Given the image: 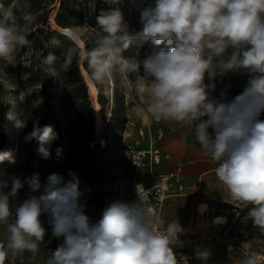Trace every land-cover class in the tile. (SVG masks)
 Instances as JSON below:
<instances>
[{
  "label": "clouds",
  "instance_id": "clouds-1",
  "mask_svg": "<svg viewBox=\"0 0 264 264\" xmlns=\"http://www.w3.org/2000/svg\"><path fill=\"white\" fill-rule=\"evenodd\" d=\"M30 8V0H13L2 12L0 60L11 64L16 51L29 44L26 30L36 20ZM96 21L95 45L80 53L90 79L104 84L119 77L129 91L147 98L137 111L194 125L197 141L217 163V179L233 202L251 206L248 217L264 235V0H154L142 9L143 27L135 34L119 7L101 11ZM59 45L55 37L49 40L50 48ZM133 45L137 54L145 45L151 51L142 60L126 57ZM72 54L67 50L65 60ZM57 59L52 51L41 56V70L55 76ZM230 73L247 76L242 92L228 99L225 89L219 98L213 97L218 79ZM7 118L17 133L32 120L24 142L36 140L41 158L52 157L51 146L59 138L52 126L41 127L28 111L9 112ZM55 152L61 159L63 149ZM5 160L17 162L12 151L0 150V163ZM69 176L65 181L52 173L43 183L39 173L0 178V224L7 233L6 242H0V264L10 256L39 251L46 235L41 220L45 214L52 236L63 238L46 264H178L174 246L182 229L176 221L158 230L162 222L141 198L114 202L93 220L82 202L79 178L73 172ZM25 185L39 195L16 206L9 222L10 197ZM206 209L207 205L199 206L201 212ZM196 255L207 261L211 253L204 249ZM239 264H258L257 257L246 255Z\"/></svg>",
  "mask_w": 264,
  "mask_h": 264
},
{
  "label": "rangeland",
  "instance_id": "rangeland-1",
  "mask_svg": "<svg viewBox=\"0 0 264 264\" xmlns=\"http://www.w3.org/2000/svg\"><path fill=\"white\" fill-rule=\"evenodd\" d=\"M42 1L44 0H30V10L33 11L35 16H37L38 11L34 9L38 4L42 3ZM95 1H98L96 2L98 3V10H95ZM12 2L13 0H0V19H2V12L12 4ZM58 5L59 0H53L46 14L45 25H42L41 21H39L36 25L37 28L54 30L58 34L59 32L66 33L81 49L84 45V40L88 42L90 50L95 45L96 32L99 31L96 17L101 11H109L119 7L125 15L130 33L135 34L141 31L143 27L141 22L142 9L154 5V0L137 1L135 18L131 24L129 23V18L132 17L131 0H117L115 3L113 0H83L76 4V9L78 10L77 17L69 18V22L72 25V28H66L69 29V32L61 30V28L54 23L56 13L53 12V10L58 8ZM87 18L95 21L96 24L91 26L90 23L86 22ZM20 23L22 24L23 22L21 21ZM133 27L134 30L131 29ZM33 30L34 27L30 26L26 32L28 34ZM63 37L64 36L56 39L60 44L63 42L69 44V39ZM51 38L52 36L47 39L38 36L39 43L35 44H41L40 49L37 45L36 48L32 47V45H28L22 51L18 49L11 64L4 60H0V131L3 132L5 137V145L2 150L12 151L17 158L15 164L7 160L0 163V178H6L9 175H17L21 177V179H24L32 176L34 173H39L40 180L43 183L47 176L52 173H58L67 181L70 179L68 175L70 172L69 166L73 168L78 162L82 164L83 160H86L84 161L86 170L90 166H93L95 176L98 179L104 180V182L108 181V183L102 182V184L98 186L93 181L88 180L86 184L91 187V189L87 188L84 195L91 196L92 193L101 190L105 204L110 206L116 201L117 194L114 188V186H116V182L114 181L115 177L122 171L127 177L129 171V162L118 156V140L121 139L122 134L125 136L124 138L126 140L130 139L129 136L131 134L133 135L131 139H134V130L137 127H143V120H148L147 122H149L152 131L156 125H161L163 119L153 116L146 110L144 112L137 111L136 108L138 105L144 106L147 104V98L136 96L133 92L129 91L127 83L123 79L116 77V82L112 79L106 81L104 84H97L96 82L94 84L88 73L81 66L83 59L80 56L78 61L79 72L82 78L87 82L90 92L93 94L92 104L95 109L94 133L96 139H99V145L97 147L94 148L92 144L89 143L88 150L83 149L77 138H75L79 126L76 119H74L75 113L73 110H69L71 102L70 86H66L62 77L59 75V71H61L63 66L60 65V69L55 68L56 75L52 76L54 78L53 85H55L49 90L51 91V96L46 97V95H44V98L48 99L47 101L39 103L38 97L32 96L29 93L30 90L40 87L38 82L26 79L29 74V69L40 54L42 46H46ZM69 47L65 50H69ZM150 51L151 46L145 45L137 54V49L133 45L124 55L126 57H135L138 60H142ZM81 52L83 51L81 50L80 53ZM142 72L143 69L141 68V73ZM236 74L237 73H230L228 76L224 77L222 81L218 79L216 90L212 93V96L219 98L221 91L226 89L227 82ZM131 78L132 77H129V79ZM114 86H116L115 92ZM37 95L39 96V94ZM114 96L115 103L113 101ZM98 99L104 107V119L101 117ZM50 108L53 110L51 113L53 116L52 120L61 121L60 130L62 134L65 135V139L60 146V148L63 149V154L62 158L59 160H57L53 154L48 160L42 159L38 153L40 145L36 140L24 142L23 136L32 129V120H29L28 126L23 132L17 133L13 126V122L7 118L9 112L19 113L21 111H28L32 113L34 118L39 119V124H42ZM112 109H115L116 116H120L123 119L122 124L118 127L115 126L116 117L112 116L110 119ZM68 117L75 120L71 125L67 123ZM261 119H264V115L261 116ZM130 123H133V125L135 124V128L131 126ZM120 160L121 165H119ZM9 190L10 189H6V191ZM30 195H39V192H32L29 186L25 185L24 188L19 190L16 197H10L9 202L13 208V216L10 217L9 222L14 219V208ZM125 200L126 202L133 201L128 193L125 194ZM163 205L160 211L161 222L165 223L173 219H177L179 222H187L191 215H195L194 208L197 203L188 201L186 197H178L169 202H165ZM223 207L230 210V224L228 228L220 233L222 237L221 245L211 252L212 264L239 263L246 255L250 256L253 254L256 255L258 264H264V235H261L259 229L254 227L252 220L248 217L251 206L244 208L243 205L226 204ZM86 212L94 220L95 216L88 208H86ZM41 220L46 229V235L44 237V243L40 246L39 251L35 255L24 252L15 257L10 256L5 264H46L48 256L63 242V238L56 239L52 236V227L48 222L49 217L47 214L43 215ZM6 239V226L0 224V242H6Z\"/></svg>",
  "mask_w": 264,
  "mask_h": 264
},
{
  "label": "trees",
  "instance_id": "trees-1",
  "mask_svg": "<svg viewBox=\"0 0 264 264\" xmlns=\"http://www.w3.org/2000/svg\"><path fill=\"white\" fill-rule=\"evenodd\" d=\"M83 0H59V5L58 8H55L53 12L56 13L55 18H54V23L61 28V30L66 29L67 27L72 28V25L69 22L70 17H77L78 10L76 9V4L80 3ZM137 1L138 0H131V13L132 17L129 18V23L131 24L133 19L135 18V12L137 9ZM53 0H44L42 3L38 4L37 7L34 9L38 11L36 20L34 24L32 25L34 27L33 31H30L27 35V38L29 40L28 45H32V47L36 48V45L40 49L41 44H35L39 43L38 36H42L43 38H48V37H53L55 38H61L62 36L66 37L69 39V44H65L64 42L61 43L58 47L56 48H50L49 43L46 46H42L40 54L37 56V58L34 60L32 63L30 69H29V74L26 77L27 80L33 81V82H38L40 87L34 90H30L29 93L32 96H37L38 97V102L43 103L44 101H47L48 99L44 98V95L46 97L51 96V91H49L51 88H53V82L54 78L50 76L49 73L41 70L39 60L41 56H46L49 51H52L55 53L57 56V61L55 64V68L60 69V65L63 66L61 71H59V75L62 77L64 84L66 86H70V92H71V102L69 106V110H73L75 113L74 119H76L77 124L79 125L77 128V133L75 138L79 141L81 147L85 150H88V144L91 143L92 147H97L99 145V139H96L95 137V131H94V112L95 109L93 108V94L90 92V89L88 87L87 82L82 78L79 72V67H78V61L80 58V51H85L89 50V44L88 42L83 40V47L82 49L78 46V44L74 43L68 34L66 33H56L54 30H49V29H42V28H37V23L41 21L42 25H45L46 23V14L49 10L50 5L52 4ZM98 1H95V10H98ZM31 11V10H30ZM33 12V11H32ZM88 23H90L91 26L95 25L96 22L91 20L90 18H87ZM65 27V28H64ZM134 30V27L131 28ZM63 37V38H64ZM26 45V46H28ZM26 46L19 48V51H22ZM70 46V47H69ZM70 48L73 50V54L68 60H65V56L63 55L65 52H67L65 49ZM81 49V50H80ZM22 53V52H21ZM57 65V66H56ZM81 66L84 68V70L88 73L86 61L82 60ZM90 77V76H89ZM93 81V80H92ZM114 81L116 82V79L114 78ZM247 82V76L237 73L229 82L226 84V89L228 91V99H231L235 97L237 94L241 93L245 84ZM95 84V82L93 81ZM116 85V84H115ZM231 86L230 88L228 86ZM114 92L116 91V86H114ZM39 94V96L37 95ZM113 101L115 103V96L113 98ZM99 105H100V113L102 119H104V107L103 104L100 102L98 99ZM52 108H50V111L47 112L44 121L42 124H40L41 127L45 125H50L54 128L55 131L58 133V140L55 141L52 145L51 151L53 156L56 158V152L55 149L57 147H60L62 142L65 139V135L62 134L60 130L61 126V121L59 120H52ZM112 116L116 117L115 121V126L118 127L122 124L123 119L120 116H116L115 114V109L111 110ZM72 118L68 117L67 118V123L68 125H71L73 121L71 120ZM109 119V120H110ZM211 131V129H210ZM116 136V134H115ZM114 136V137H115ZM119 142V140H118ZM5 145V137L3 132L0 131V150L4 149ZM118 145V144H117ZM118 147V146H117ZM118 152V148H117ZM83 163L80 164L79 162L74 165L73 168L69 166V171L75 173V175L79 178L80 181V187L81 190L85 193L86 189H91V187L87 186V181H93L96 185H101L104 180L98 179L95 176L94 173V167L90 166L89 168H85V164ZM69 175V173H68ZM71 178V177H70ZM115 177L114 181L116 182ZM113 181V183H114ZM108 183V181L104 182ZM83 203L86 205V208H88L92 214L95 216L94 220H98L101 217V214L104 209H106L108 206L105 204L103 200V193L101 190H98V192L92 193L91 196H85L83 197ZM91 217V216H90Z\"/></svg>",
  "mask_w": 264,
  "mask_h": 264
},
{
  "label": "built area",
  "instance_id": "built-area-1",
  "mask_svg": "<svg viewBox=\"0 0 264 264\" xmlns=\"http://www.w3.org/2000/svg\"><path fill=\"white\" fill-rule=\"evenodd\" d=\"M144 121H142L143 127H137L134 130L142 140L145 137V130L150 129L148 120ZM130 125L135 128V124L130 123ZM159 135L160 132L157 130L156 137ZM124 137L122 134L118 142V156L129 162V171L127 177L123 172L117 175L116 186H114L117 194L115 202H126L125 194L128 193L133 201H138L141 198L160 219V211L165 200L170 196L181 195L184 192V187L176 173H155L154 167L160 164L164 154L155 145V138L152 134H149L146 139V148L139 147V142L132 144ZM229 214L230 210L227 208L214 210L207 205L205 211L195 212L187 224L179 225L182 231L177 234L178 240L174 246L178 264H212V255L207 261H204L197 258L196 252L207 249L211 253L221 245L220 233L230 224ZM220 216L224 220L216 222ZM166 228L162 225L158 226V230L161 231ZM175 230L179 231L178 228Z\"/></svg>",
  "mask_w": 264,
  "mask_h": 264
},
{
  "label": "crops",
  "instance_id": "crops-1",
  "mask_svg": "<svg viewBox=\"0 0 264 264\" xmlns=\"http://www.w3.org/2000/svg\"><path fill=\"white\" fill-rule=\"evenodd\" d=\"M151 129L150 127V129L145 130L143 140L134 132V139H131L133 136L131 134L129 136L131 140L128 139L127 141L132 144L139 142V147L146 148V139H148L149 134L154 136L155 145L164 154L160 164L154 167L155 173H176L184 187V192L181 195L170 196L165 202L178 197H186L188 201L196 202L197 204L205 202L214 210L224 208L223 206L226 204L241 205L230 199L226 187L217 179L215 175L217 163L197 141L194 125L185 126L173 120L163 119L160 126L156 125L152 131ZM157 130L160 132L159 137H156ZM119 165H121V160ZM189 220L187 222H179L177 219H173L165 223L162 222L161 225L167 227L169 223L174 221L178 225H184Z\"/></svg>",
  "mask_w": 264,
  "mask_h": 264
},
{
  "label": "bare ground",
  "instance_id": "bare-ground-1",
  "mask_svg": "<svg viewBox=\"0 0 264 264\" xmlns=\"http://www.w3.org/2000/svg\"><path fill=\"white\" fill-rule=\"evenodd\" d=\"M63 31H65V32H69V29H65V30H63ZM200 205H207L205 202H200V203H198L196 206H197V208H196V206H195V208H194V211L195 212H197V213H201V211L199 210V206ZM224 220V218H222L221 216H220V218L218 219V220H216V222L217 221H219V222H222Z\"/></svg>",
  "mask_w": 264,
  "mask_h": 264
},
{
  "label": "water",
  "instance_id": "water-1",
  "mask_svg": "<svg viewBox=\"0 0 264 264\" xmlns=\"http://www.w3.org/2000/svg\"><path fill=\"white\" fill-rule=\"evenodd\" d=\"M65 28V27H64ZM60 33V32H59Z\"/></svg>",
  "mask_w": 264,
  "mask_h": 264
}]
</instances>
